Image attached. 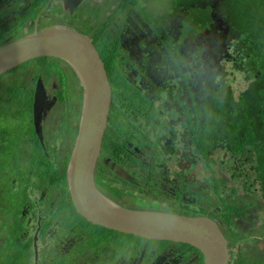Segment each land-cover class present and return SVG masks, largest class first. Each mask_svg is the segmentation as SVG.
<instances>
[{
  "label": "flooded vegetation",
  "instance_id": "1",
  "mask_svg": "<svg viewBox=\"0 0 264 264\" xmlns=\"http://www.w3.org/2000/svg\"><path fill=\"white\" fill-rule=\"evenodd\" d=\"M221 3L174 0L163 15L142 0H78L73 8L0 0V45L52 25L87 35L111 85L97 190L123 208L209 217L231 261L233 245L264 242L254 167L255 145L264 143V75L262 65L250 68L249 50L260 57L259 46H245ZM6 74L20 77L0 85V264H205L191 243L108 228L78 212L68 166L84 89L67 61L32 58L0 83Z\"/></svg>",
  "mask_w": 264,
  "mask_h": 264
},
{
  "label": "water",
  "instance_id": "2",
  "mask_svg": "<svg viewBox=\"0 0 264 264\" xmlns=\"http://www.w3.org/2000/svg\"><path fill=\"white\" fill-rule=\"evenodd\" d=\"M63 1L68 8L75 7L78 2ZM47 55L67 61L84 89L80 128L68 166L70 191L78 212L89 221L108 228L191 243L205 254V264H230L227 239L209 217L123 208L97 190L94 167L111 106V85L106 66L87 35L76 29L52 25L1 44L0 75L32 58ZM34 109L37 112V101Z\"/></svg>",
  "mask_w": 264,
  "mask_h": 264
},
{
  "label": "trees",
  "instance_id": "3",
  "mask_svg": "<svg viewBox=\"0 0 264 264\" xmlns=\"http://www.w3.org/2000/svg\"><path fill=\"white\" fill-rule=\"evenodd\" d=\"M220 12L224 14L228 20L232 23V26L236 23L241 26L242 39L247 41L245 46L251 48L257 45L260 48L261 56L258 57V53L251 49L249 52L252 55H256L250 64V68L259 64L263 66L264 75V0H221ZM258 80L253 81L257 82ZM257 88L253 87L252 91ZM259 89V88H257ZM239 102L242 103L243 108L252 109L251 106H247L249 101L242 93ZM258 108L264 110V102H258ZM264 128V123H263ZM257 158L255 162V169L257 171V178L264 187V143L256 144ZM232 264H264V251L246 256L244 253L239 252L235 258L232 259Z\"/></svg>",
  "mask_w": 264,
  "mask_h": 264
},
{
  "label": "rangeland",
  "instance_id": "4",
  "mask_svg": "<svg viewBox=\"0 0 264 264\" xmlns=\"http://www.w3.org/2000/svg\"><path fill=\"white\" fill-rule=\"evenodd\" d=\"M144 4L153 12H158L160 14H166L169 10V7L172 3H174V0H142ZM19 75L17 74H6L3 76L2 84H7L9 81L14 83V81L19 80ZM6 81V82H4ZM71 84V83H70ZM71 88L72 86L69 85ZM77 91V90H75ZM2 94H6V89L2 92ZM258 239L256 242L254 240H248L247 242L243 244L233 245L232 249V259L237 256L239 252L242 251L246 256H250L252 254L259 253L260 251H264V242ZM16 249H14L15 251ZM232 264V260H231Z\"/></svg>",
  "mask_w": 264,
  "mask_h": 264
},
{
  "label": "clouds",
  "instance_id": "5",
  "mask_svg": "<svg viewBox=\"0 0 264 264\" xmlns=\"http://www.w3.org/2000/svg\"><path fill=\"white\" fill-rule=\"evenodd\" d=\"M229 263L231 264V261Z\"/></svg>",
  "mask_w": 264,
  "mask_h": 264
}]
</instances>
